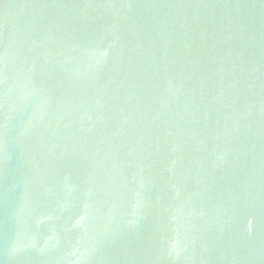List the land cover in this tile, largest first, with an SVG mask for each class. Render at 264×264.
Returning a JSON list of instances; mask_svg holds the SVG:
<instances>
[{
	"label": "water",
	"instance_id": "obj_1",
	"mask_svg": "<svg viewBox=\"0 0 264 264\" xmlns=\"http://www.w3.org/2000/svg\"><path fill=\"white\" fill-rule=\"evenodd\" d=\"M0 264H264V0H0Z\"/></svg>",
	"mask_w": 264,
	"mask_h": 264
}]
</instances>
